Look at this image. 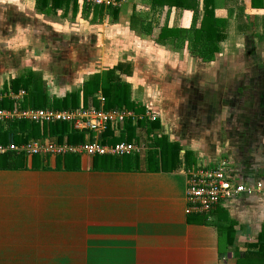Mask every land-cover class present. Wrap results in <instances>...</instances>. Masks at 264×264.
I'll list each match as a JSON object with an SVG mask.
<instances>
[{
  "label": "crops",
  "instance_id": "obj_1",
  "mask_svg": "<svg viewBox=\"0 0 264 264\" xmlns=\"http://www.w3.org/2000/svg\"><path fill=\"white\" fill-rule=\"evenodd\" d=\"M148 2L120 0L116 20L106 15L92 21L80 15L82 3L74 14L73 0L56 15L34 12L27 0H0V79L8 78L0 95L12 91L10 81L26 74L27 64L30 71L47 73L45 65H32L41 60L61 72L70 68L67 82L56 76L57 86L49 88L47 81L50 99L79 91L77 108L104 109L100 92L97 105H86L81 89L93 75L114 69V79L130 87L133 109L109 110L125 108L137 119L109 127L99 141L143 144L126 167L116 168L100 162L107 156H0V264H236L237 254L264 227V194L242 195L221 208L234 222L231 247L216 227L189 223L195 215L187 214L183 173L227 159L243 183L264 182V10L252 9L251 0H214L215 17L228 27L213 60L203 62L186 47L161 46L140 32L135 13L157 24L166 21L165 10L153 14ZM190 16L173 9L168 27L189 26ZM53 27L61 31L54 32L50 55L33 56L42 49L37 38ZM26 96L3 97L0 104L12 102L4 110L30 108L22 107ZM146 112L156 120L149 122ZM153 123L158 131L148 132L146 125ZM9 124L0 122L7 139ZM69 128L84 142L93 137ZM163 136L167 146L160 148L155 144ZM60 143L69 144L67 136Z\"/></svg>",
  "mask_w": 264,
  "mask_h": 264
},
{
  "label": "trees",
  "instance_id": "obj_2",
  "mask_svg": "<svg viewBox=\"0 0 264 264\" xmlns=\"http://www.w3.org/2000/svg\"><path fill=\"white\" fill-rule=\"evenodd\" d=\"M71 0H27L30 6L33 5L34 11L43 14H57V11L65 9L67 11ZM120 1V0H115ZM81 5L80 15L84 19L91 18L92 21H100L104 16L110 15L115 20L118 17V8H104L102 6H90L84 4L81 0H73V12L76 14L78 5ZM32 4V5H31ZM149 10L152 13H162L165 10L166 21L162 24H157L154 20H149L147 16L141 13H135L133 18L137 19L140 32L144 36L150 37L154 43L161 46H170L175 49L183 50L185 47L189 54L196 59L203 62L213 60L215 53L219 50V44L226 38L227 21L218 19L214 15V0H149ZM252 9L264 10V0H251ZM180 11L181 13H190V24L185 27H168L167 19L172 10ZM242 15V14H240ZM243 16V15H242ZM198 21L199 26L197 27ZM132 22V21H131ZM263 33H264V14H263ZM115 70H108L100 74H95L90 77L81 89L84 104L91 100L94 105H97L95 96L98 92L104 98V109H114L125 107L133 109L130 103V87L126 83H121L114 79ZM44 83L41 82V76L34 71H29L13 78L9 87L13 92L23 90L27 96L22 103V107H30L34 109L49 108L52 110L68 111L77 109L79 105V91L67 94L63 99H50L44 88ZM12 102H3L0 108L10 109ZM154 124V123H153ZM146 125L148 132H156L158 126ZM11 133V134H10ZM9 138L7 133L3 134L0 131V144L6 145L10 142L21 144L28 139H39L41 141L56 140L59 143L67 136L69 144H78L84 142V137L81 134L70 131L69 125L66 123L47 124L39 123H10L9 124ZM110 134V133H108ZM107 134V135H108ZM11 138V140H9ZM127 139L126 141H130ZM120 141V140H119ZM165 137H159L156 140L157 146H167L164 144ZM104 143L116 144L118 142L115 138L107 139ZM164 144V145H163ZM172 149L178 151L175 146L168 145ZM153 156L155 165H158L159 159ZM8 162V166L12 165L9 156H4ZM37 157V156H31ZM71 157V156H70ZM64 157L65 159L70 158ZM74 157V156H72ZM130 156L122 158L117 157H101L100 162L112 167H126L130 160ZM164 157L161 152V163L164 164ZM164 165H162V168ZM164 169V168H163ZM189 223L212 225L226 235L227 245L233 246L234 241V222L231 221L225 210L218 208L209 214H199L189 216ZM236 264H264V227L256 240L247 242V250L243 254H237Z\"/></svg>",
  "mask_w": 264,
  "mask_h": 264
},
{
  "label": "built area",
  "instance_id": "obj_3",
  "mask_svg": "<svg viewBox=\"0 0 264 264\" xmlns=\"http://www.w3.org/2000/svg\"><path fill=\"white\" fill-rule=\"evenodd\" d=\"M84 4L102 6L106 8H119L120 1L115 0H81ZM25 96L24 91L18 94L8 90L5 95H0L11 100H20ZM137 119L130 110H104L102 108L88 107L77 108L69 111L52 109H22L16 107L11 110L0 109V122L16 123L29 122L47 124L67 123L74 131L90 132L93 137L78 145L59 143L56 140H29L17 145L9 142L0 144V156L25 155V156H52L65 157L68 155L114 156L124 157L141 152L142 145L120 142L113 145L102 144L99 139L107 129H118L128 121ZM146 119L154 122L156 117L152 112H146ZM186 177L187 214H209L227 203L236 200L242 195L253 196L264 194V182L256 181L252 184L243 183L232 172L231 163L227 159H220L212 166L199 165L183 172Z\"/></svg>",
  "mask_w": 264,
  "mask_h": 264
},
{
  "label": "rangeland",
  "instance_id": "obj_4",
  "mask_svg": "<svg viewBox=\"0 0 264 264\" xmlns=\"http://www.w3.org/2000/svg\"><path fill=\"white\" fill-rule=\"evenodd\" d=\"M29 9H31V8H29ZM35 12V11H34ZM79 17V16H78ZM51 19H54V21H56V22H58L57 20H55V18L54 17H52L51 16ZM50 19V20H51ZM133 19V23H136L137 24V19H135V18H132ZM59 23H62V22H59ZM52 29V31L51 30H45V33H44V36H43V40H40V37H38L37 38V43H38V46L39 47H41L42 49H39V47H38V51H34V52H32V55L33 56H36V57H41V54H45V55H50V52L49 51H51L52 49H53V47H52V41L54 40L53 38L55 37V36H57L58 35V33H54L56 30L57 31H61V29L60 28H55V27H53V28H51ZM66 36L68 35V31L67 30H63L62 31ZM24 35H26V37L27 38H30V33H23ZM22 37H25V36H22ZM33 39V38H32ZM35 40V39H34ZM58 40H61L60 38H58ZM48 41V42H47ZM56 41V43H58V41L57 40H55ZM62 41V40H61ZM34 42L32 41V44H33ZM42 44V46H40ZM34 45H35V43H34ZM55 48H61V47H55ZM65 60H68V58H66ZM47 61H45V62H41V60H40V62H36V63H32V65L33 64H35V66H43V65H45V68L44 69H47V73H45L44 75H42V72H40L39 74L41 75V82L42 83H44L43 85H44V88L46 87V91H47V88H48V86H47V81H48V84H49V88H51L53 85H55V83L58 81V79L56 78V76H59V78H60V80H61V82H63V81H66L65 79H68L69 78V72H70V68L67 66V65H65V67H63V72H61V69H59V71H58V67H54V69H52L53 68V66L54 65H51V63H46ZM42 63V64H41ZM72 63V62H71ZM68 65H69V63H68ZM52 66V67H51ZM56 66V65H55ZM32 67H34V66H32ZM30 68H31V65L30 64H27L25 67H23V69H24V73H27V72H29L30 71ZM17 69V68H16ZM22 72V73H23ZM9 74V73H8ZM13 74H15V73H13ZM63 74V75H62ZM63 77H62V76ZM16 76H17V74H16ZM44 77H46V79L44 78ZM44 78V79H43ZM6 79H8L7 77H1V79H0V84H3L4 83V80H6ZM67 82V81H66ZM58 83V82H57ZM55 86H57V84L55 85ZM48 92H50V89H48Z\"/></svg>",
  "mask_w": 264,
  "mask_h": 264
}]
</instances>
